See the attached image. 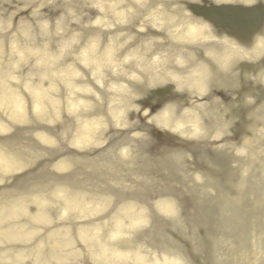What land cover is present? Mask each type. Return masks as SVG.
I'll return each instance as SVG.
<instances>
[{"label": "bare ground", "instance_id": "obj_1", "mask_svg": "<svg viewBox=\"0 0 264 264\" xmlns=\"http://www.w3.org/2000/svg\"><path fill=\"white\" fill-rule=\"evenodd\" d=\"M114 1L120 3V0H111L107 3L99 1V9L102 12L115 13L116 17H113L117 18L118 22H124L126 14L114 6ZM132 1L141 2L143 11L136 10L134 6L129 14V22L134 21L141 12L142 16L138 21L151 29L163 31L162 35L168 41L164 49L159 44L160 38L157 39L158 41L150 42L148 40L151 39L143 38L145 41L144 43L142 41V45L148 43L145 46H153L152 50L147 49L148 54L157 48V52L152 53L154 57L150 55L147 61L158 64L163 71L162 74H154L155 78L152 75L148 79L149 86L161 85L168 79L165 74H172L167 66L172 60V63L181 65H186L188 62L191 64L186 76L181 80L182 83H177L178 90L182 91L181 93L185 92L188 97L207 93L206 89L211 86H218L230 92V89L236 85L233 77L234 69L236 67L238 69V66L251 65L248 60H256L262 56L259 65L255 67L256 82L252 84L248 76L244 82L248 87H259L256 97L259 96V92L262 95L261 92H264V0H188L187 3H183L182 0ZM132 1H129L131 7L134 5ZM141 40L138 41L141 43ZM118 45L115 43L105 45L99 53L97 50L94 53L96 40H91L89 45H85L80 51L78 58L85 68L89 69L90 75L96 78L95 82H98L99 68L103 63L110 66L112 62L118 61L117 56L113 55ZM195 48L205 54V60L194 61ZM12 50L16 48L12 46ZM125 53L128 55H124V59L128 56L137 58L138 62L133 63L135 66L144 64L142 63L144 58L138 57L133 50ZM242 60L246 62L240 63ZM36 61L43 65L42 78L49 79L53 75V70L50 71L47 66L48 56L40 55ZM117 66L122 68L119 64ZM67 71L74 72L75 69L72 67L65 70ZM8 76L5 66L0 64V108L5 109L6 121L12 122L5 123L0 120V133H7L5 137L0 138V224L9 219L11 222L0 226V239L5 243L4 247H0V259L9 258L10 264H133L131 259L135 258L138 260L135 264H145L138 255L133 254V257H130L120 249H116V244H120L123 248L136 247L140 244L141 238L151 248L156 247L165 252L164 243L167 242L155 237L151 230L154 226L149 224L146 229L135 231L137 229L135 227L142 226L139 224L146 222L143 218L144 213L142 214L144 209L147 218L156 211L171 216V220L174 216L175 219H179L177 207L170 200L172 195L169 194L171 191L169 186L150 182L148 176L150 173L143 171L142 162L139 164L133 156L135 151L143 156L139 153L144 149L139 143L140 135L137 132L131 133L130 129L117 128L121 133L115 134L117 136L114 139L109 141L108 137L102 138L104 141L108 140L105 145L104 141H90L86 139L90 134L88 126L100 125L99 120L91 119L80 126L75 138L70 139L69 144L65 145L67 151L62 152L64 143L61 140L53 142L49 139L54 132L48 133L50 130L47 128L48 122L44 125L46 130L44 133L48 136L40 133L43 131L41 128L31 129L34 123L30 120V109L38 111L39 119L45 117L40 114L43 112L41 101L46 98V89H43L38 82L24 84V90L30 95L29 101L27 96L22 98L18 91L8 84L9 82L5 83L4 78ZM133 84L136 85V82ZM47 87H52L51 82L47 83ZM166 87L163 84V87L158 86L142 93L138 92L141 89L130 86L131 92L127 93L124 88L117 86L118 91L124 90L126 93L119 98V108L126 110L132 106L133 94H138L145 102L162 104V109L154 116L157 117L155 125H160L166 129V133L177 137L181 145L191 142L197 146L196 141L202 140L204 136L215 140L221 139L226 134L227 127L234 126L232 119L237 112H239L237 118L239 125L236 126L238 131L242 133L250 131V126L255 128L260 126L262 129L264 127V96L259 97L257 117L252 119L248 108L238 110L231 103L227 112L218 113L214 106L220 102L211 96H206L205 102L188 104L181 112L182 97ZM79 91L91 93L86 86L79 88ZM88 99L93 102L97 97ZM229 99L231 101L233 97ZM49 100L56 103L54 99ZM84 100L82 101L84 107L92 108L94 111L100 110L90 102L85 103ZM246 106L249 104L246 103ZM107 110L113 115L111 108ZM226 113L227 117L222 118ZM182 122L187 123L190 129H180ZM58 129L62 134L69 130L63 123L59 124ZM36 130L38 132H35ZM196 130L200 133L198 138H195ZM97 137L100 138V134ZM102 144L104 146L101 147ZM246 144L242 143L236 152L243 155L242 147L247 149ZM211 146L212 153H215V158L218 160L215 162L214 157L209 156L210 152L205 151L201 152L202 161L207 165L210 164L213 174L222 175L223 185L229 186L235 183L239 176L237 170L231 169L221 156L226 154V147L229 145L214 142ZM185 157L183 151L164 155L160 160V167H164V172L170 168L172 171L169 173L175 181L188 189L191 203L197 205L196 214L200 218L201 215L209 213L208 209L204 208L203 199L207 195L205 189H209L211 185L202 183L197 176L190 177V180L184 178L181 165L186 160ZM144 167L146 168L145 165ZM161 170L159 168L157 171L161 172ZM148 191L157 194L151 206L147 203V196L153 194L147 195ZM230 198L234 197L229 196ZM45 200L60 202V210L63 209L64 212L75 210L80 214L71 216L69 212L68 218L58 222L62 224L61 226L67 221L73 225L72 229L74 228L78 234L75 242L79 246V251L72 247L67 250L65 245L69 244L68 241L58 240L59 230L57 224L52 223L51 211L46 207L41 209ZM20 218L28 219L32 225L23 229L25 220L21 221ZM154 218V221L160 219ZM102 220L109 221L104 223ZM154 221L153 224H157ZM44 223L46 226L41 225ZM111 223L115 226L111 227ZM39 229L41 231H38ZM95 231L104 235L97 238ZM39 237H45L43 242L47 240L44 248L30 249L31 245L38 244ZM105 241L106 244H103ZM166 252L181 259V254L175 250L168 248ZM25 258L27 262H24ZM151 262L177 264L167 259L156 262L153 257Z\"/></svg>", "mask_w": 264, "mask_h": 264}, {"label": "rangeland", "instance_id": "obj_2", "mask_svg": "<svg viewBox=\"0 0 264 264\" xmlns=\"http://www.w3.org/2000/svg\"><path fill=\"white\" fill-rule=\"evenodd\" d=\"M99 1L107 3L111 0H0V64L4 65L9 73V76L4 78L5 83L9 82L8 84L12 85L22 98L27 96L29 101L30 95L24 90V84L38 82L43 89H46V98L41 101L43 112L40 114L45 117L39 119L38 111L31 109L30 112L28 111L30 120L34 123L31 129L40 130L41 128L43 131L40 133L47 135L44 133L46 131L44 125L48 122L47 128H50L48 133L54 132L49 139L53 142L61 140L64 143V147L61 148L62 152L67 151L65 145L69 144L70 139L75 138L80 126L91 119L99 120L100 125L88 126L90 134L86 136V139L90 141L103 142L104 137L110 138V141L121 133L117 131V128L130 129L131 133L137 132L140 135L139 143L144 149L139 153L143 156L136 151L133 156L139 164L142 162L143 171L150 173L148 174L150 182L169 186L171 190L169 194L172 195L170 200L177 207L179 219H176L179 221L174 216L171 222V216L159 214L156 211H153L152 215L150 214L147 218L146 209L142 210L146 222L139 224L142 226L135 227L137 228L135 231L146 229L151 224L154 226L151 230L155 237L167 242L164 243L166 250L164 252L156 247L151 248L141 238L140 244L132 248H123L120 244H116V249H120L126 255L133 257V254H136L144 260L145 264H152V257L156 262L167 259L177 264H264V127L262 129L260 126L257 128L250 126V131L243 133L238 131L236 126L239 125L237 121L239 112L236 111L237 114L233 115L232 119L234 126L227 127L226 134L221 139L215 140L204 136L202 140H195L196 143L198 142L197 146L191 142L187 143V140H185L187 145H181L177 137L166 133V129L160 125H155L157 117L154 116L162 109V104L145 102L138 94H133L132 106L126 110L120 109L119 98L126 93L124 90H117V86H120L130 93L129 87L133 86L141 89L138 92L144 93L158 86L163 87L164 84L167 89L182 97L181 112L188 104L205 102L207 101L205 98L212 96L221 103L214 106L218 113L227 112L229 103H231L238 110L248 108L251 112L250 118L255 119L259 101L255 100L253 94L256 93L258 87H248L244 82L248 78L250 82H253L252 84L256 82L255 67L259 65L262 56L256 60H248L251 65L238 66V69L235 66L233 77L236 85L230 89V92L218 86H211L206 89L207 93L193 94L188 97L185 92L181 93L182 91L178 90L177 83H182L181 80L186 76L191 64L188 62L186 65H181L176 62L172 63V60L167 65L172 74H165L168 79L161 85L149 86L148 79L152 75L155 78L154 74H162L163 71L158 64L147 61L149 57H154L152 53L157 48L148 54L147 49L152 50L153 46H145L148 43L142 45V41L143 43L145 41L143 38L151 39L148 40L149 42L160 38L159 44L165 49L168 41L162 35L163 31L151 29L148 25L139 22L141 12L134 21L129 22V14L134 6L136 10L143 11L141 2L120 0V3H116L114 1V6L126 14L124 22H118L115 13L102 12L99 9ZM129 1L133 2L132 7ZM182 1L187 3L188 0ZM139 39H142L141 43ZM91 40H96L94 53L96 50L99 53L105 45H113V43L118 45L119 43L113 54L117 56V63L114 60L110 66L103 63L99 68L98 82H95L96 78L90 75L89 69L85 68L78 58L80 51L85 48V45H89ZM12 46L16 50H12ZM195 49L193 50L194 61L205 60V54L198 48ZM131 50L138 57L144 58L142 60L144 64L135 66L133 63L138 60L132 56L124 59V55H128L125 52ZM40 55H47L49 58L47 66L50 71L53 70V75L49 79L42 78L43 65L36 61ZM245 62L242 60L240 63ZM117 64L122 68H119ZM72 67L76 73L65 72L66 69ZM48 82H51L52 87H47ZM134 82L136 85L133 84ZM82 86H86L91 93L79 91ZM249 94L253 97L251 98ZM94 96L97 97L99 104L96 100L92 102L88 99ZM229 97L233 99L230 101ZM50 98L54 99L53 101L56 100V103L49 100ZM248 99L250 101L246 102ZM83 100L88 104L90 102L100 110L94 111L92 108L84 107ZM246 103L249 106H246ZM108 108H111L113 115L109 114ZM4 113L5 109L0 108V120L12 123L6 121ZM225 117L227 113L223 114L222 118ZM61 123L68 126L67 133H60L58 128ZM179 128L190 129L185 122H182ZM99 134L100 138L97 137ZM6 135L7 133H0V138ZM199 135V130H196L195 138ZM107 142L108 140H105L103 144ZM214 142L230 146L226 147V154L221 156L231 169L237 170L239 176L235 183L229 186L223 185L221 174H213L210 164L207 165L205 161H202L201 152L205 151L210 152L209 156H213L215 162L218 160L211 150L213 148L211 144ZM242 143L247 145V149L242 147L243 155L236 152ZM103 144L101 147L104 146ZM178 151H183L186 155V160L181 165L184 178L190 180L197 176L202 183L211 185L209 189H205L207 195L203 199L204 208L208 209L209 213L201 215L200 218L196 214L197 205L191 203V194L188 189L175 181L169 173L172 171L170 168L164 172V167H160L162 156ZM143 158H145L144 161H141ZM159 168L162 169L161 172L157 171ZM198 184L201 185L200 182ZM146 193L147 195L153 194L147 196V203L151 206L157 194L153 191ZM229 196L234 198L229 199ZM61 203L63 204V201ZM42 207L49 208L51 211L52 223H56L59 230L58 240L68 241L69 244L65 245L67 250L72 247L79 251V246L75 242L78 234L74 228L72 229L73 225L69 221L63 226L58 224L59 221L68 218L69 212L71 216L80 215L78 211L64 212L63 209L60 210V202H49L48 200H45L41 209ZM154 214L155 218H160L158 221L153 220ZM9 220L1 224L11 223ZM20 220H25L24 226L22 225L23 229L32 225L26 218H20ZM108 221L102 220L104 223ZM153 221L157 224L154 225ZM111 224H109L111 227L115 226ZM41 225L46 226L45 223ZM102 235L104 233L95 231L97 238ZM44 238L39 237L38 244L31 245L29 248L43 249L47 241L43 242ZM3 243L0 239V247L5 246ZM103 244H106V241ZM168 248L179 252L181 259H177L176 255L168 254L166 252ZM131 260L133 264L138 261L135 258ZM24 262H27L26 258ZM0 263L10 264V260L1 258Z\"/></svg>", "mask_w": 264, "mask_h": 264}]
</instances>
